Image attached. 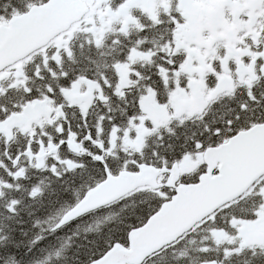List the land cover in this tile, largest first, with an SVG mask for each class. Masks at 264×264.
I'll return each mask as SVG.
<instances>
[{
    "label": "snow or ice",
    "instance_id": "6c2138e0",
    "mask_svg": "<svg viewBox=\"0 0 264 264\" xmlns=\"http://www.w3.org/2000/svg\"><path fill=\"white\" fill-rule=\"evenodd\" d=\"M0 264H264V0H0Z\"/></svg>",
    "mask_w": 264,
    "mask_h": 264
}]
</instances>
